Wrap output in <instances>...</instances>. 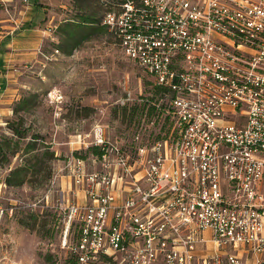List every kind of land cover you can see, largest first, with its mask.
Segmentation results:
<instances>
[{
    "label": "built area",
    "instance_id": "1",
    "mask_svg": "<svg viewBox=\"0 0 264 264\" xmlns=\"http://www.w3.org/2000/svg\"><path fill=\"white\" fill-rule=\"evenodd\" d=\"M99 1L143 84L122 89L123 136L94 125L49 182L63 248L76 264H264V0Z\"/></svg>",
    "mask_w": 264,
    "mask_h": 264
},
{
    "label": "rangeland",
    "instance_id": "2",
    "mask_svg": "<svg viewBox=\"0 0 264 264\" xmlns=\"http://www.w3.org/2000/svg\"><path fill=\"white\" fill-rule=\"evenodd\" d=\"M37 1L39 15L33 5ZM102 12L99 0L0 2V21L7 19L4 25L14 24L19 17L20 29L36 28L40 30L36 37L42 39L36 53L22 54L23 87L19 80L17 97L3 110L11 115L0 117V142L7 137L11 150L18 146L14 156L9 150L4 152L11 165L0 156V264H74L62 246L53 209L47 207L56 206L61 183L47 199V182L71 151L80 148L78 142L72 144L77 136H85L94 125H109L111 136H123L126 125L120 118L124 111L118 108L122 89L135 93L143 84L140 69L100 27ZM26 97L33 98L30 108L22 104ZM36 134L41 149L31 161L37 162L34 172L29 171L31 157L26 147ZM17 166L26 168L21 175L26 182L6 185Z\"/></svg>",
    "mask_w": 264,
    "mask_h": 264
},
{
    "label": "crops",
    "instance_id": "3",
    "mask_svg": "<svg viewBox=\"0 0 264 264\" xmlns=\"http://www.w3.org/2000/svg\"><path fill=\"white\" fill-rule=\"evenodd\" d=\"M0 2H7V0H0ZM38 3L39 1L33 4L37 15L41 13V6ZM6 21L7 19L0 21L2 24L0 31V117L11 115L10 111L6 113L3 110L7 103L10 104L17 97L15 85L19 80L20 87H23L22 54L29 56L30 53H36L42 40L36 37L40 30L30 27L20 29L19 17L12 25H4ZM24 36L28 37L22 39Z\"/></svg>",
    "mask_w": 264,
    "mask_h": 264
},
{
    "label": "trees",
    "instance_id": "4",
    "mask_svg": "<svg viewBox=\"0 0 264 264\" xmlns=\"http://www.w3.org/2000/svg\"><path fill=\"white\" fill-rule=\"evenodd\" d=\"M102 20V19H101ZM87 24H92V23H87ZM102 24V21L100 22V27H103ZM105 27V26H104ZM103 27V28H104ZM145 86H149V82L148 81H145ZM32 101H33V98H29V97H26L25 100H23L22 104L25 103V107L27 108H30L31 104H32ZM124 114V112H123ZM9 125V123H8ZM14 134H19L20 132L17 131V130H13ZM20 135V138H22V133L19 134ZM27 138H28V135H27ZM37 138H40V136L38 134L36 135H32L30 139L27 140L28 142V146L26 147V151L28 153V156L31 157L29 158V161H30V165H29V171L30 170H33L34 172L35 171V167L37 166V162L35 163H31V161H33L34 158H37L36 156L37 155H34L35 152L39 151L41 148H38L37 145H38V142L36 141ZM43 143H45L43 141ZM12 144L10 143L9 139L7 137H5L4 141L3 142H0V156H2L3 158H5L4 160L8 161L9 164L11 165V161L7 160L8 158L7 157V154L4 153L5 150H9L10 151V154H12L13 156L18 152L17 148L18 146H16L15 148H13L11 150V147ZM93 152V153H98V148L95 147V146H91L89 151H87V153H90ZM50 156H53L54 154L53 153H49L47 152ZM26 168L22 167V166H17L15 168H13L10 173H9V176L6 178L5 180V184L8 185V186H19V185H22L23 183L26 182V178L25 177H22L21 175L26 172ZM52 176L49 178L48 182H47V186L49 185V182L51 180ZM38 182V181H37ZM43 181H39L40 184H42ZM53 213V212H52ZM53 216L55 221L56 222H60L59 219H57L56 215L53 213ZM69 253V252H68ZM70 255V260L74 262V264H76V260H75V257L73 255Z\"/></svg>",
    "mask_w": 264,
    "mask_h": 264
},
{
    "label": "flooded vegetation",
    "instance_id": "5",
    "mask_svg": "<svg viewBox=\"0 0 264 264\" xmlns=\"http://www.w3.org/2000/svg\"><path fill=\"white\" fill-rule=\"evenodd\" d=\"M102 25V24H101ZM104 27V26H103ZM104 29L106 30V28L104 27ZM107 34H108V32H107Z\"/></svg>",
    "mask_w": 264,
    "mask_h": 264
}]
</instances>
